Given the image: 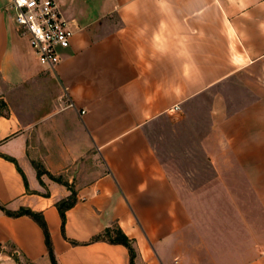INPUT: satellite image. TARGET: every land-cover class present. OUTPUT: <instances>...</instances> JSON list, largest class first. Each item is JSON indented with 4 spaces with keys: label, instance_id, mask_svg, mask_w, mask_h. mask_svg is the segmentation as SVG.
I'll use <instances>...</instances> for the list:
<instances>
[{
    "label": "crops",
    "instance_id": "0c3cea01",
    "mask_svg": "<svg viewBox=\"0 0 264 264\" xmlns=\"http://www.w3.org/2000/svg\"><path fill=\"white\" fill-rule=\"evenodd\" d=\"M56 1L77 30L49 71L12 20L9 0H0V98L7 106L0 204L44 216L58 264H130L123 245L92 242L114 225L134 240L135 264H196L185 240L190 230L201 233L200 224L147 129L264 61V0ZM257 84L260 95L236 112L214 101L206 152L218 178L228 173L226 188L236 186L233 171L242 173L243 203L253 209L244 207L243 219L261 228L264 83ZM72 189L77 203L66 212L64 236L56 204ZM225 228V245L200 244L210 254L202 264H264L261 241L253 260L215 259L216 251L235 249L231 225ZM9 246L31 264H51L40 226L0 210V248Z\"/></svg>",
    "mask_w": 264,
    "mask_h": 264
},
{
    "label": "rangeland",
    "instance_id": "374dc122",
    "mask_svg": "<svg viewBox=\"0 0 264 264\" xmlns=\"http://www.w3.org/2000/svg\"><path fill=\"white\" fill-rule=\"evenodd\" d=\"M260 81L264 83V61L216 90L186 102L181 110L155 120L147 129L148 136L165 164L170 178L200 224L198 229L201 233L198 235L196 231L190 230L185 240V248L196 264H202V261L205 262L210 256L208 252L200 250V244L204 249H210L214 244L215 247L226 244V237L223 235V232L226 233L225 223L231 225L232 235L229 232L228 234L233 245H229L235 249L229 253L225 250L216 251L215 259L253 260L256 256L253 249L258 247L259 241L264 249V221H261L262 227L259 228L257 220L248 217L247 221L243 219V197L246 189L241 187L242 173L233 171L231 175L236 180L231 184L235 183L236 186L226 188L224 185L230 184L227 182L228 173L225 172L222 179L218 178L206 152L210 150L212 143L208 136L214 127V101L224 99L228 112L241 110L260 95V86L257 84ZM251 195L254 196L253 193ZM245 208L246 211H253L252 205L247 204ZM215 223L220 227L214 234L210 228ZM200 237L203 238L202 241ZM0 264L31 263L15 254V249L9 246L7 249L0 248Z\"/></svg>",
    "mask_w": 264,
    "mask_h": 264
},
{
    "label": "built area",
    "instance_id": "2783aa9c",
    "mask_svg": "<svg viewBox=\"0 0 264 264\" xmlns=\"http://www.w3.org/2000/svg\"><path fill=\"white\" fill-rule=\"evenodd\" d=\"M9 11L39 64L55 71L63 51L71 47L75 22L64 17L56 0H9Z\"/></svg>",
    "mask_w": 264,
    "mask_h": 264
},
{
    "label": "trees",
    "instance_id": "16d2710c",
    "mask_svg": "<svg viewBox=\"0 0 264 264\" xmlns=\"http://www.w3.org/2000/svg\"><path fill=\"white\" fill-rule=\"evenodd\" d=\"M7 109L6 103L0 98V116L3 115V112ZM38 169V175L41 177L43 174V171L39 166H36ZM60 183H63L61 179H55ZM66 186H68L67 183ZM77 203V197L75 191L72 189V195L59 203L56 204V207L59 211L60 217L62 219V233L65 236V224H66V212L73 208ZM0 210H2L7 216L9 217H21V216H28L31 219H33L42 229L44 236H45V242L48 250V254L50 257L51 264H58L55 254H54V247L52 243L51 233L49 231L47 222L44 218V216L41 213L34 212L30 209H21L18 212H11L8 211L2 204H0ZM108 242L110 244H116V245H123L126 247L130 254V264H135V259L137 257V252L135 248V242L134 240L130 239L123 231L122 229L114 225L113 229L112 227L106 228L104 233L101 235L95 237L92 242Z\"/></svg>",
    "mask_w": 264,
    "mask_h": 264
}]
</instances>
